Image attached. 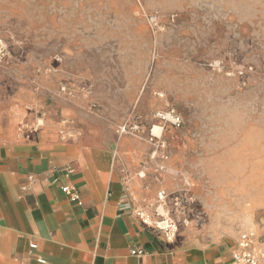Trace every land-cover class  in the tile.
<instances>
[{"label": "crops", "instance_id": "1", "mask_svg": "<svg viewBox=\"0 0 264 264\" xmlns=\"http://www.w3.org/2000/svg\"><path fill=\"white\" fill-rule=\"evenodd\" d=\"M73 47L72 69L61 71L71 97L57 84L44 86L38 71L30 83L24 73L0 71V264H236L242 233L221 235L202 224L200 206L210 199L202 186L208 159L202 137L166 127L171 154L158 171L148 143L117 135L124 123L120 112L145 114L156 107L157 94L179 91L155 80L143 84L130 55L118 86L113 74L102 73V57ZM68 167L73 174H66ZM184 178L195 180L185 191L191 225L171 242L135 211L150 210L161 188L183 192ZM66 185L77 198L62 192ZM135 250L144 254L133 255Z\"/></svg>", "mask_w": 264, "mask_h": 264}, {"label": "rangeland", "instance_id": "2", "mask_svg": "<svg viewBox=\"0 0 264 264\" xmlns=\"http://www.w3.org/2000/svg\"><path fill=\"white\" fill-rule=\"evenodd\" d=\"M0 38L10 49L0 71L24 73L29 83L41 72L50 90L72 69L75 44L83 56L102 57V73L118 86L124 57L136 58L143 84H170L179 95L157 94L153 111L126 109L123 122L174 108L182 133L202 137L208 155L206 230L264 228V0H0ZM53 66L58 74L46 72ZM232 98L243 102L236 110L227 106Z\"/></svg>", "mask_w": 264, "mask_h": 264}, {"label": "built area", "instance_id": "3", "mask_svg": "<svg viewBox=\"0 0 264 264\" xmlns=\"http://www.w3.org/2000/svg\"><path fill=\"white\" fill-rule=\"evenodd\" d=\"M9 56L8 43L0 38V64ZM54 60L57 65L63 62L60 56H56ZM46 72L58 74L60 69L53 66L47 68ZM58 89V92L66 97L73 95V91L64 81L58 84ZM97 112L100 113V110ZM184 125L183 117L173 108L153 114L150 124L143 121L139 116H131L118 126L117 135L137 137L148 143L152 147L151 159L157 163L156 169L162 171L168 165L171 154L169 141L163 134L164 130L168 126L180 130L184 128ZM65 172L67 175H71L74 173V169L68 167ZM183 183L185 186L183 192L169 194L166 189L161 188L157 194V200L150 210L135 211L136 217L145 226L161 231L171 242L177 239L181 227L187 228L191 225V200L185 191L192 188L193 183L190 178H184ZM62 192L70 198H77L76 189L71 186H62ZM31 247L36 248V245H31ZM132 254L143 255L144 251L135 250L132 251ZM233 259L236 264H264V228L259 232H243L239 237ZM40 262L45 263V260L41 259Z\"/></svg>", "mask_w": 264, "mask_h": 264}, {"label": "clouds", "instance_id": "4", "mask_svg": "<svg viewBox=\"0 0 264 264\" xmlns=\"http://www.w3.org/2000/svg\"><path fill=\"white\" fill-rule=\"evenodd\" d=\"M214 7H218L220 9H233V10H239L243 7H245V5H240V4H229V3H220V4H217V5H214ZM243 102L239 99H236V98H232L230 99L228 102H227V106H232L233 107V110H236L238 109L241 104Z\"/></svg>", "mask_w": 264, "mask_h": 264}]
</instances>
